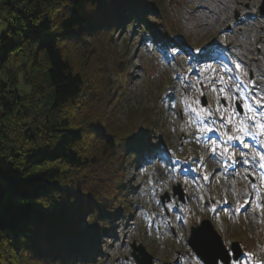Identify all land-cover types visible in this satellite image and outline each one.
Wrapping results in <instances>:
<instances>
[{
  "label": "trees",
  "instance_id": "trees-1",
  "mask_svg": "<svg viewBox=\"0 0 264 264\" xmlns=\"http://www.w3.org/2000/svg\"><path fill=\"white\" fill-rule=\"evenodd\" d=\"M160 2L0 4L9 11L0 34V264H100L95 239L127 205L124 172L143 139L133 127L139 115L156 124L147 107L127 123L117 117L131 76L128 40L117 36L132 10Z\"/></svg>",
  "mask_w": 264,
  "mask_h": 264
},
{
  "label": "rangeland",
  "instance_id": "rangeland-1",
  "mask_svg": "<svg viewBox=\"0 0 264 264\" xmlns=\"http://www.w3.org/2000/svg\"><path fill=\"white\" fill-rule=\"evenodd\" d=\"M3 0H0V4ZM239 6H237V11L240 13L242 9L248 10V12L254 11L256 5L260 6L262 0H238ZM164 15L155 12L151 16V21L154 25L158 26V32L163 36H166V31L170 29L178 31L180 34L176 38L171 37V48L178 46L181 41L190 42L196 46H202L205 43H211L216 41H222L225 45L226 40L233 39V36L228 33V26H235L236 19L234 14L236 13L231 7L230 1L227 0H163ZM213 12H211V10ZM162 10V9H161ZM9 18V11L5 8L0 7V34L4 32L7 28V19ZM171 23V24H170ZM262 26L264 24L262 23ZM250 25H243L240 27L241 30L237 29L235 36L237 40L235 44L241 45V51L243 59L250 55V49L248 45L249 33L253 31ZM243 29V30H242ZM247 29V30H245ZM139 31L136 28H130L126 31L121 38L129 37V41L136 42L135 49L132 50L130 56H128L127 65L129 66V72L131 76L127 81V96L126 105L123 111H121L117 117L123 123H127V118L130 115L131 110H140L143 107H147L150 101H158L159 96V84L162 79L164 80V75H168L171 71L170 61L173 60L168 53H157L156 51L151 54L140 42ZM259 58L261 61L257 62V65L264 66V28L259 36ZM122 42V41H121ZM219 52H222V48L216 45ZM171 51V50H170ZM182 50L175 52L174 58L182 63L186 64ZM203 54H205L203 52ZM12 68L16 67L13 61H10ZM211 74L214 82L212 83V96L215 99L214 107L217 108L221 118L230 117V119L235 120V124L242 125L243 131L251 137L245 126L244 121H241L234 109V103L241 96L235 93L233 89L232 82L228 78L227 72L219 67L218 64H212ZM189 69L194 71L190 77L193 79V84L189 85L187 88V93L191 98H193L197 103L202 96L201 81L203 73L199 67L189 65ZM144 69V70H143ZM247 74L248 71L245 70ZM256 72V71H255ZM257 73V72H256ZM258 74V73H257ZM202 75V76H201ZM257 79L255 82L258 84V89L256 92L258 96L264 94V79H259L255 74ZM174 87V91L178 92L181 96L179 102L169 101L166 103L159 104L156 103L157 108L155 112H161L160 122L156 117V121L159 123L155 125V130L151 134L150 144L153 146H161V149H170L172 151L175 148L180 147V142L183 139V133H187L188 127H195L191 124L193 122L192 116L187 111V106L185 103V97L182 95V82H171ZM27 88V87H26ZM30 89V88H27ZM221 99L223 103H221ZM211 105L205 112L209 114H217V111ZM151 111V110H149ZM154 112V113H155ZM190 115V120H182L181 115ZM150 113V117L154 118ZM143 116L139 115V131L140 134L147 135V127L145 125L146 121H142ZM231 120V122H232ZM260 120L264 126V113L261 115ZM184 121V122H183ZM196 122V121H195ZM237 122V123H236ZM197 123V122H196ZM198 124V123H197ZM263 131H264V127ZM201 133H203L204 128H201ZM199 133V132H198ZM238 133V132H237ZM225 134L227 131L225 129ZM200 135V134H199ZM239 135V134H237ZM186 150H193V148H198L196 142H191V144L186 145ZM201 148L206 152L207 146L202 145ZM210 149V150H209ZM208 153L206 156L207 162L204 163L200 168V171L204 174H208V185L200 184L199 187L195 185V181L191 184L190 188L191 195L185 197V211L186 218H175L174 223L176 224V232L171 234H164L158 232L157 227L150 223L146 226L143 220V204H148L151 216L154 219L162 217L163 215V202L161 201V196L165 191H170L171 175L165 172L166 166H161V170L167 177L166 183H159L161 177H158V169L156 166H151L150 173L154 176L155 185L145 195L144 187L147 185L143 183V177L147 168L143 166L127 167L124 172V180L128 182L130 187H133L128 198L131 201L133 210L131 215L128 213L122 214L120 222L116 223L113 227V231L109 232L108 238H103L102 243L99 245L104 253L110 255L109 262L106 264H135L134 259L130 256L131 248L130 243L132 240H136L137 243L142 242L147 250L154 254L157 258L158 264L164 262L165 256L169 255V258L175 259L174 250L172 248L178 247L184 254L187 255L188 259L193 256L191 248L187 244V238L190 233V227L193 224L200 223L202 218H210L215 224L218 232L222 235L225 245L230 246L232 240H236L240 243L243 249L250 252L252 255L262 254L260 258L264 256V245L261 244L260 239L257 235H262L264 240V232L260 230L259 220L253 212L259 210L260 207L256 206L255 202L247 201L245 191L247 188L251 187L250 178L248 176V171H239L235 174L226 175L224 172L219 170L217 163V150H221V146L215 142H211L209 146ZM162 152V151H161ZM216 152V154H214ZM162 156V155H161ZM148 163V161H147ZM154 162L151 160L150 165ZM149 166V163L146 167ZM201 167V166H200ZM145 169V170H144ZM253 173V172H251ZM181 181V180H179ZM132 185V186H131ZM129 187V188H130ZM172 191V190H171ZM200 195L198 200L196 194ZM193 193V194H192ZM214 197V198H212ZM208 199V201H215L217 205L221 206V209L214 210L215 206L203 205V201ZM227 200H234L238 203L239 209L241 210L239 218L230 216L222 207L223 203ZM172 201L167 202L165 205L169 204L171 207ZM226 215V217H225ZM185 219V220H184ZM184 220V222H183ZM129 225V226H127ZM137 225V226H136ZM141 227V228H140ZM141 231V232H140ZM169 241L172 243L171 249H166L164 247V242ZM129 257V258H128ZM174 257V258H173ZM161 260V261H160ZM174 260H172L173 262ZM198 261V259H197ZM200 262V261H199ZM2 264H8L5 260ZM172 264V263H171Z\"/></svg>",
  "mask_w": 264,
  "mask_h": 264
},
{
  "label": "water",
  "instance_id": "water-1",
  "mask_svg": "<svg viewBox=\"0 0 264 264\" xmlns=\"http://www.w3.org/2000/svg\"><path fill=\"white\" fill-rule=\"evenodd\" d=\"M144 250V249H143ZM197 250L200 252V253H204V249L202 248V247H200V246H197ZM143 253H145V250H144V252ZM137 258L139 259V262H140V264H143V260L139 257V256H137ZM150 264V263H149Z\"/></svg>",
  "mask_w": 264,
  "mask_h": 264
},
{
  "label": "snow or ice",
  "instance_id": "snow-or-ice-1",
  "mask_svg": "<svg viewBox=\"0 0 264 264\" xmlns=\"http://www.w3.org/2000/svg\"><path fill=\"white\" fill-rule=\"evenodd\" d=\"M262 127H264V126H262ZM262 166H264V165H262Z\"/></svg>",
  "mask_w": 264,
  "mask_h": 264
}]
</instances>
